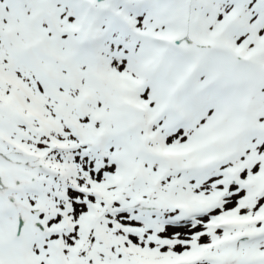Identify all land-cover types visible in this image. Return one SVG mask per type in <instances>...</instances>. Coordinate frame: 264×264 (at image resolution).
<instances>
[{
	"label": "snow or ice",
	"instance_id": "6c2138e0",
	"mask_svg": "<svg viewBox=\"0 0 264 264\" xmlns=\"http://www.w3.org/2000/svg\"><path fill=\"white\" fill-rule=\"evenodd\" d=\"M0 264H264V0H0Z\"/></svg>",
	"mask_w": 264,
	"mask_h": 264
}]
</instances>
